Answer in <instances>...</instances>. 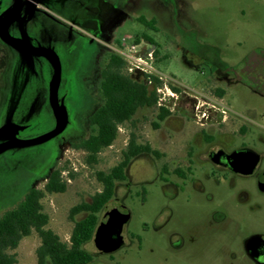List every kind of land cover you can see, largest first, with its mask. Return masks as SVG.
Masks as SVG:
<instances>
[{
    "label": "rangeland",
    "instance_id": "1",
    "mask_svg": "<svg viewBox=\"0 0 264 264\" xmlns=\"http://www.w3.org/2000/svg\"><path fill=\"white\" fill-rule=\"evenodd\" d=\"M47 11L43 39L57 43L60 91L66 96L69 110V124L62 134L66 138L58 149L56 135L38 144L7 148L0 154V216L30 188L42 189L46 179L41 177L49 168L59 167L66 188L45 194L41 203L48 215L46 227L68 241L74 221L85 215L80 212L71 216L70 209L89 202L100 190L96 173L108 172L120 161L131 134L137 143L148 144L160 156L158 159L155 154L143 153L132 158L126 170L133 177L158 169L161 162L169 167L177 165L186 150L202 143L207 134L234 139V145L249 143L264 152V81L250 80L254 76L264 78V0H69L58 9L49 4ZM139 18L153 24L144 26ZM141 34L156 44L155 71L178 88L179 98L175 104L167 103L173 110L157 128L153 123L157 121L158 106L139 108L131 123L118 126L113 143L88 163L86 153L74 144L87 136L88 116L102 103L100 70L108 52L115 53L114 48L123 40L136 43V36ZM137 43L149 44L144 39ZM25 59L0 42V124L7 117L20 121L38 118L24 139L34 140L53 129L54 118L43 82L53 67L51 62L42 66L41 60ZM22 81L23 93L14 102L13 89ZM195 101L204 110L208 106L204 102L215 108L209 111L203 126L199 124L203 121L201 113L195 116L192 111ZM247 125L256 131L241 136L239 129ZM207 186L212 188L211 201L196 199L183 206L185 212H179L196 226L203 220L212 221L215 212H222L226 217L218 223L222 228H212L209 233L211 251L224 246L240 257V237L252 231L264 233V194L254 182H247L251 199L247 204H237L234 190L224 185ZM155 192L145 203L138 198L120 200L129 212L127 231L141 234L144 245L139 249L135 241H130L121 246L113 252L112 261L107 259L111 264H171V252L161 248L165 239L152 226L159 208ZM110 204L100 211L99 218ZM145 222L150 227L148 232L143 231ZM39 244L35 232L23 237L11 251L15 264H37L35 251ZM86 247L90 248L91 242ZM210 263L215 261L211 259Z\"/></svg>",
    "mask_w": 264,
    "mask_h": 264
},
{
    "label": "flooded vegetation",
    "instance_id": "2",
    "mask_svg": "<svg viewBox=\"0 0 264 264\" xmlns=\"http://www.w3.org/2000/svg\"><path fill=\"white\" fill-rule=\"evenodd\" d=\"M66 1L69 0H0V42L14 48L23 58H26V61L27 58L33 61L41 60L42 66L51 62L53 67L52 78L54 76V61L51 59V55L56 54L57 43L43 39L45 37L44 24L49 19L47 11L49 4H55L58 9ZM151 45L154 46V49L156 48L155 45ZM51 74L47 78H43L44 74L41 77L47 89L48 103L54 118L52 127L54 129L56 116L50 101ZM24 83L22 81L13 89L15 95L12 100L15 98L14 102L23 93ZM65 97V94L60 91L59 82L56 106L59 110L65 109L66 123L62 131L57 134L59 135L57 149L61 141L66 138L62 134L69 124V110L65 104ZM39 120L34 118L28 121L21 119L20 121L14 118H5L0 124V128L6 124L15 128L9 132L0 133V154L7 148L29 146L20 145L16 142L25 141L26 134L37 125ZM87 121L89 123L88 119ZM200 125L203 126L204 124ZM239 130L241 136L253 135V131H256L255 128L248 125ZM89 133L90 129L86 137ZM207 135L208 137L202 143L195 145L196 150L195 148H188L181 162L173 167L161 162L158 169L140 177H133L128 170H125L123 179L114 182L113 195L105 206L111 203L108 209H114L116 213H121L126 205L122 204L120 200L126 198L134 201L138 198L141 203H145L153 191H156L155 196L159 208L152 220V226L154 232L165 239V244H161V248L171 252V264H211V259L215 261V264H264L263 232L252 231L241 236L239 239L241 256L238 257L232 250L226 251L224 246L211 251L213 241L209 233L212 228L215 230L222 228L218 225V223L224 222L226 218L222 212H215L212 221L205 222L203 220L202 224L197 226L191 225L190 220L183 217L184 213L182 212L185 211L182 208L184 205L190 204L196 199L198 202L213 199L212 188L207 184H214L216 187L224 185L234 190L237 204H247L251 199V194L246 188L247 182H254L257 190L264 194V152L258 151L249 143L234 145V139L220 138L214 134ZM255 154H257L256 159H254ZM157 157L160 158V156ZM53 169L49 168L48 172L41 178L47 181ZM120 190L121 193H119ZM228 197H232V195L229 194ZM180 210L182 212H179ZM180 213L182 218H179ZM100 219L101 217L98 223ZM129 220L130 218L122 225L121 246L130 244V241H135L137 247L141 249L144 245L143 236L127 231L126 226ZM144 225L143 231L148 232L150 227L147 226L146 222ZM165 228H168L169 231ZM95 229L91 239L82 245V248L89 253V260L85 264H111L107 259L112 261L113 252L121 246L114 251L105 252L103 246L95 240ZM89 242H91V247L87 248L86 245Z\"/></svg>",
    "mask_w": 264,
    "mask_h": 264
},
{
    "label": "trees",
    "instance_id": "3",
    "mask_svg": "<svg viewBox=\"0 0 264 264\" xmlns=\"http://www.w3.org/2000/svg\"><path fill=\"white\" fill-rule=\"evenodd\" d=\"M139 21L147 26L153 24L151 20L144 18H139ZM140 39L156 47L149 36L145 34L136 36V43ZM156 54L155 48V57ZM254 77L250 80L264 81V78ZM152 78L154 84L149 85L145 76L128 73L124 61L117 54L110 53L106 57L100 70L99 92L102 103L88 118L90 124L88 137L74 144L76 148L86 153L88 163L94 161L102 149L113 143L117 137L118 126L126 122L131 123L139 108L156 106L154 85L159 82L155 77ZM173 89L179 91L176 87ZM169 115L170 111L167 108L158 107L157 121L153 125L157 128L159 122ZM142 153L157 156L156 151L148 144L137 143L135 136L131 134L126 148L121 152L120 161L108 172L96 173L101 188L92 195L89 202H82L70 209L71 216L80 212H84L85 215L74 221L68 241L61 240L53 230L46 227L48 215L41 203L45 194L63 192L66 188L65 180L61 177V168H54L42 189L30 188L15 206L0 216V264H15L16 257L11 251L18 246L23 237L32 232L37 233L40 238V244L35 251L37 264H85L89 260V253L82 245L91 239L99 220V213L113 195L114 182L123 179L124 171L132 158Z\"/></svg>",
    "mask_w": 264,
    "mask_h": 264
},
{
    "label": "built area",
    "instance_id": "4",
    "mask_svg": "<svg viewBox=\"0 0 264 264\" xmlns=\"http://www.w3.org/2000/svg\"><path fill=\"white\" fill-rule=\"evenodd\" d=\"M115 49V54H117L125 63V68L128 73L145 76L147 83L149 85L154 84L152 77H155L158 80V84L154 85L156 93V105L158 107H165L169 111L173 110V107H169L168 102L175 104V101L179 98V91L173 89L170 86V82L167 78H164L161 74L156 73L153 66L154 63V46L151 44L139 45V43H125L123 40L117 48ZM196 99V97H195ZM207 108L202 109L198 104L193 105V113L197 116L198 113H201L203 121L199 124H204L205 120L208 119V113L210 110L215 109L214 105H211L207 102ZM218 109V108H217ZM221 113L225 114L226 112L223 109H219ZM224 118V116H223ZM197 121V120H196Z\"/></svg>",
    "mask_w": 264,
    "mask_h": 264
},
{
    "label": "water",
    "instance_id": "5",
    "mask_svg": "<svg viewBox=\"0 0 264 264\" xmlns=\"http://www.w3.org/2000/svg\"><path fill=\"white\" fill-rule=\"evenodd\" d=\"M51 59L54 61V76L51 82L50 88V101L56 116L55 128L45 134L44 136L34 139L16 142L20 145H32L43 142L52 138L62 131L66 121V111L64 108L58 109L56 106V94L57 87L60 82V62L56 54L51 55ZM15 127L10 124H6L0 128L1 132H9ZM257 154H255L256 159ZM129 212L126 208L121 213H116L114 209L106 211L101 217L96 229H95V240L98 241L105 252H111L118 249L122 244V236L120 234L122 225L128 220Z\"/></svg>",
    "mask_w": 264,
    "mask_h": 264
}]
</instances>
